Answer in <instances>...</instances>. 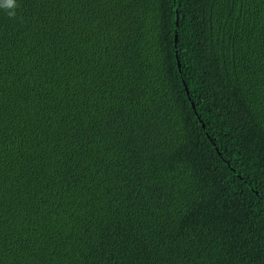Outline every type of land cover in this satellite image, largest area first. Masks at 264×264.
I'll return each mask as SVG.
<instances>
[{"label":"trees","instance_id":"trees-1","mask_svg":"<svg viewBox=\"0 0 264 264\" xmlns=\"http://www.w3.org/2000/svg\"><path fill=\"white\" fill-rule=\"evenodd\" d=\"M16 4L0 264H264V0Z\"/></svg>","mask_w":264,"mask_h":264},{"label":"clouds","instance_id":"clouds-1","mask_svg":"<svg viewBox=\"0 0 264 264\" xmlns=\"http://www.w3.org/2000/svg\"><path fill=\"white\" fill-rule=\"evenodd\" d=\"M16 0H0V9H4L10 18H15Z\"/></svg>","mask_w":264,"mask_h":264},{"label":"water","instance_id":"water-1","mask_svg":"<svg viewBox=\"0 0 264 264\" xmlns=\"http://www.w3.org/2000/svg\"><path fill=\"white\" fill-rule=\"evenodd\" d=\"M175 40H176V38H175Z\"/></svg>","mask_w":264,"mask_h":264}]
</instances>
